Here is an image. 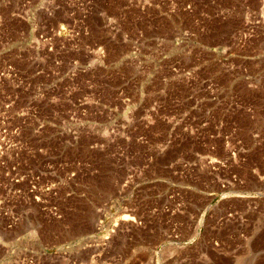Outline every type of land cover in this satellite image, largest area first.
I'll return each mask as SVG.
<instances>
[{
	"label": "rangeland",
	"instance_id": "obj_1",
	"mask_svg": "<svg viewBox=\"0 0 264 264\" xmlns=\"http://www.w3.org/2000/svg\"><path fill=\"white\" fill-rule=\"evenodd\" d=\"M0 264H264V0H0Z\"/></svg>",
	"mask_w": 264,
	"mask_h": 264
},
{
	"label": "bare ground",
	"instance_id": "obj_2",
	"mask_svg": "<svg viewBox=\"0 0 264 264\" xmlns=\"http://www.w3.org/2000/svg\"><path fill=\"white\" fill-rule=\"evenodd\" d=\"M123 221L129 219V216L125 215L124 217H122Z\"/></svg>",
	"mask_w": 264,
	"mask_h": 264
}]
</instances>
